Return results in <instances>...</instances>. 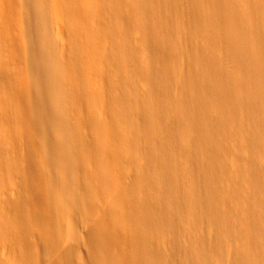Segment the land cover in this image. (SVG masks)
I'll list each match as a JSON object with an SVG mask.
<instances>
[{"label": "bare ground", "instance_id": "1", "mask_svg": "<svg viewBox=\"0 0 264 264\" xmlns=\"http://www.w3.org/2000/svg\"><path fill=\"white\" fill-rule=\"evenodd\" d=\"M49 1L69 48L37 91L44 47L12 45L0 0L25 86L0 110L10 264L68 241L79 264H264V0ZM14 2L27 38L46 33L44 0Z\"/></svg>", "mask_w": 264, "mask_h": 264}, {"label": "rangeland", "instance_id": "2", "mask_svg": "<svg viewBox=\"0 0 264 264\" xmlns=\"http://www.w3.org/2000/svg\"><path fill=\"white\" fill-rule=\"evenodd\" d=\"M5 0V6H4V17H5V25L8 27V37H11L12 45L16 48V44L21 45V48L27 46L30 42V40H34V43L36 44L37 48L44 47V53L39 52L35 59L36 62V73L34 75V84L36 85V90L38 91V76L46 67L48 64L54 65L60 57H64L67 54L68 48H69V41H68V28L66 25V22L63 19V16L61 14H58L54 11V9L50 5V1L44 0V15H45V29L46 33L41 32H35L32 34L31 38L26 37L27 28L23 29L22 17H20V14L18 15V12L16 10V0ZM11 1V2H10ZM15 1V2H14ZM14 2L15 4H13ZM24 3V2H23ZM8 7H7V5ZM13 4V5H12ZM14 6L16 8H14ZM7 7V9H5ZM14 8V9H13ZM13 10H15V15L13 14ZM8 11V12H7ZM8 14H6V13ZM17 15V16H16ZM17 18H16V17ZM1 21V17H0ZM23 21V20H22ZM24 23V22H23ZM10 33V34H9ZM40 33L39 35H37ZM11 35V36H10ZM43 36V37H42ZM37 40V42H36ZM17 45V49L20 50V46ZM19 47V48H18ZM14 48V49H15ZM10 47L7 43H4L0 40V110L7 109L10 113H17L19 112L20 104L19 101L16 98H10V91L11 89H14L16 86V91L19 92L23 91L25 86H22V83L20 82L21 74L15 72H19L21 68V62H20V56L15 52H17V49H15L14 53L11 54L9 52ZM18 52V53H19ZM46 52L48 53V56H45ZM15 54V55H14ZM12 55H14L12 57ZM15 57V58H14ZM20 59V60H18ZM19 61V62H17ZM48 63V64H47ZM20 67V68H19ZM21 73V71H20ZM19 77V78H18ZM19 83V84H17ZM21 95V94H20ZM2 113H0V137L3 136V132L7 130L8 128L13 127L14 123L11 121L4 122L2 120ZM9 146L8 141H4L3 147L0 149V159H5L8 155ZM0 162L3 163H10L9 160H1ZM1 168V166H0ZM18 189L15 187L8 188V189H1L0 188V216L8 219L12 218V209L10 207L11 203L18 197ZM31 202H33L31 200ZM100 213H95L89 222L86 223L84 227V240L81 243L79 247L81 258L86 259L88 257V246H87V240H88V233L92 231V227L100 221ZM87 230V233H86ZM40 234L36 232L33 236L34 246L33 250L38 253V255H41L43 252L42 245L40 244ZM71 242H65L58 244L57 247L50 251L49 254L45 255L42 260L40 261V264H79V262L73 258L69 259L67 251L72 247ZM13 248L9 242H0V264H10L12 263V253ZM41 250V251H40ZM121 252L118 248H111L110 254L112 256H115Z\"/></svg>", "mask_w": 264, "mask_h": 264}]
</instances>
